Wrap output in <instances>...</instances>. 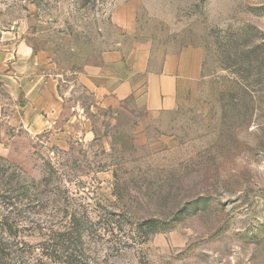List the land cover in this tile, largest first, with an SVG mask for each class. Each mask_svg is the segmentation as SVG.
I'll list each match as a JSON object with an SVG mask.
<instances>
[{"label": "rangeland", "instance_id": "374dc122", "mask_svg": "<svg viewBox=\"0 0 264 264\" xmlns=\"http://www.w3.org/2000/svg\"><path fill=\"white\" fill-rule=\"evenodd\" d=\"M138 43L200 85L95 92ZM0 264H264V0H0Z\"/></svg>", "mask_w": 264, "mask_h": 264}, {"label": "crops", "instance_id": "0c3cea01", "mask_svg": "<svg viewBox=\"0 0 264 264\" xmlns=\"http://www.w3.org/2000/svg\"><path fill=\"white\" fill-rule=\"evenodd\" d=\"M150 47L149 44L138 43L127 55L121 49L106 51L104 86L96 87L92 83L94 91L98 93V90H104L106 95L115 96L121 101L134 98L138 105L152 112L175 108L184 88L200 85L205 55L200 48L186 47L165 55L158 68L154 69ZM31 62L27 66L33 69ZM17 63L13 69L17 67ZM12 72L15 73V69L9 71L5 78L11 87L21 80L20 90L26 87L28 97L35 92L36 96L46 93L37 77L29 79L23 75L17 79Z\"/></svg>", "mask_w": 264, "mask_h": 264}, {"label": "trees", "instance_id": "16d2710c", "mask_svg": "<svg viewBox=\"0 0 264 264\" xmlns=\"http://www.w3.org/2000/svg\"><path fill=\"white\" fill-rule=\"evenodd\" d=\"M3 176H4V175H3ZM10 176H11V175H10ZM9 180H10V179H9ZM9 182H10V181H9ZM147 223H148V222H147ZM147 223H146V224H147Z\"/></svg>", "mask_w": 264, "mask_h": 264}]
</instances>
